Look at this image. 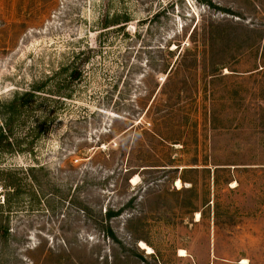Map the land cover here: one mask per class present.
I'll return each instance as SVG.
<instances>
[{
	"label": "rangeland",
	"instance_id": "374dc122",
	"mask_svg": "<svg viewBox=\"0 0 264 264\" xmlns=\"http://www.w3.org/2000/svg\"><path fill=\"white\" fill-rule=\"evenodd\" d=\"M211 22L236 41L168 77ZM260 30L264 0H0V264H264Z\"/></svg>",
	"mask_w": 264,
	"mask_h": 264
},
{
	"label": "trees",
	"instance_id": "16d2710c",
	"mask_svg": "<svg viewBox=\"0 0 264 264\" xmlns=\"http://www.w3.org/2000/svg\"><path fill=\"white\" fill-rule=\"evenodd\" d=\"M128 22H124V24H119V28L120 29H127ZM261 31V30H260ZM255 32V31H253ZM188 31L186 32V35H188ZM189 38L191 40L190 44L188 45L187 49L185 50V53L188 55L193 54V60L190 63H186V61L182 62V58L181 60H179L181 54L178 57L177 60V64H175L172 69L170 70L168 77L172 74L175 76L176 78H179L184 72L189 71L193 66L199 67V65H202V60L199 59V55L202 54L201 56H203V61H204V65L206 67H208V65L210 63H208V58H210V56H215L217 54V47L219 45H224L225 43H232L234 41H236L235 39V35L230 31L225 29L224 27H222L221 25L215 24V23H206L204 24L202 27H195L193 29V31L189 34ZM251 49L257 50V53L260 55L259 61L261 66H259L258 68H256L254 71L256 72H261L264 71V30L259 32V35L257 37L256 40H254L251 45H250ZM181 48L180 45H178L175 49L171 50V54L173 53H177L178 50ZM263 63V65H262ZM221 66H223L222 64H219L215 61H213L211 63V69L213 72L218 71L219 68H221ZM72 79L75 80L77 78V72L74 73L73 75H71ZM168 80V78H167ZM183 81H185V84L187 83V79H183ZM184 93V91L179 92L178 94H172L170 95V97L167 100H163L160 104L157 106H161L159 107V110L157 113H155V118H154V122H152L150 125L153 127L157 121L158 122H163V124H167L168 121L173 120L174 118H176L177 116H179L180 114L183 113V109L182 107H180L178 104V106H174V104L172 103V100H176L177 98H181L182 94ZM174 102V101H173ZM162 125V124H161ZM166 129V126L164 127ZM133 129V128H132ZM130 129V130H132ZM168 129V128H167ZM129 130V131H130ZM34 169V168H32ZM30 170V171H34V170ZM32 181L33 183H37V181L35 180V177L32 176ZM37 191V190H36ZM37 201V199H36ZM106 217L110 218L113 217V214L111 211H106ZM105 225L104 223H102V226ZM9 230L5 229V228H1L0 227V232H1V237H6V234ZM110 237L114 238L115 235L112 232V230L110 228H108V230H105V238L109 239ZM146 240H144L141 237H135L134 241L131 245V257H137L139 256L140 249L138 247V244H140V242H143ZM147 243V242H146ZM64 248H66V252L71 251L72 253H70V255L68 256L69 259H71L72 262H68V264H74L76 261L79 264H84L78 260H74L73 258V252H74V248L72 245V242H70L69 240H65L63 242ZM51 253L53 254V250H51ZM141 257V256H140ZM105 258H103L104 260ZM94 264H98V262L94 263Z\"/></svg>",
	"mask_w": 264,
	"mask_h": 264
},
{
	"label": "bare ground",
	"instance_id": "6f19581e",
	"mask_svg": "<svg viewBox=\"0 0 264 264\" xmlns=\"http://www.w3.org/2000/svg\"><path fill=\"white\" fill-rule=\"evenodd\" d=\"M244 264H245V262H244Z\"/></svg>",
	"mask_w": 264,
	"mask_h": 264
}]
</instances>
